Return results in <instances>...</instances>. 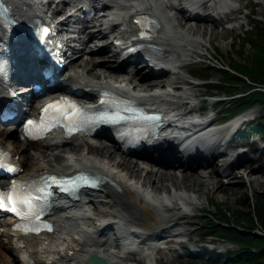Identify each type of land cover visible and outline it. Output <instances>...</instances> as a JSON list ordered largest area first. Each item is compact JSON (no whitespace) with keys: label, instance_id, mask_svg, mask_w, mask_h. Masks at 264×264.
<instances>
[{"label":"bare ground","instance_id":"6f19581e","mask_svg":"<svg viewBox=\"0 0 264 264\" xmlns=\"http://www.w3.org/2000/svg\"><path fill=\"white\" fill-rule=\"evenodd\" d=\"M40 1L42 3V0H6L10 6V14L20 18H31L43 12L48 16L65 14L72 3V0L62 1L61 6L56 4L58 6L54 8L43 9L46 6L39 5ZM104 1L105 9L110 10L109 14L98 16L91 13L84 22L85 29L76 26L70 27L71 30L68 28V40L74 38L70 48L74 52V58L59 73L62 77L67 74L61 84L62 88L74 90L79 86L86 87V95L96 94L98 89L107 88L145 107L159 111L174 110L177 115L190 113L197 106L189 104L183 109L188 100L195 99L196 90L199 89L185 75L193 74L186 59L205 47L202 40L205 35H209L207 41L210 42L219 29H224V22L234 19L241 8L249 4L244 0L225 1L229 9L222 10L220 2L223 0H181V6L186 3L187 9L180 7L172 13L168 9L171 7L169 0H138L135 3L130 0ZM260 1L264 3V0ZM114 7L120 11L116 12ZM140 12L150 13L154 20L151 40L143 45L152 55H147V59L153 60L158 67H164L159 74L146 68H139L133 73L127 72L116 61L115 54L110 53L113 46L111 36L121 37L125 31L136 34L133 30V18ZM72 18V15H67L64 18L66 23L59 22L58 26L64 27ZM103 21L108 22L106 30L115 27L111 31L112 35L109 32L104 35L106 31L99 26L89 29L90 24L93 27ZM118 25L121 26L120 29ZM237 27H240V23ZM95 40L100 42L92 46ZM100 52L104 53L96 56ZM23 70L24 73L33 74H27L28 78L36 77L32 69ZM17 76L21 78L24 74ZM153 87L158 88L157 93L149 92ZM22 90L28 91L30 87ZM2 95L0 85V96ZM33 98L31 96V104ZM253 112V108L247 109L240 119ZM16 129L14 126H0V146L18 155L17 161L21 169L17 177L29 178L46 172L66 174L75 169H84L103 175L109 182L100 185L92 194L80 193L72 204L65 205L62 201L53 199L51 212L47 216L53 223V230L48 233L19 234L20 232H14L10 228L8 218H0V264H27L24 255L31 259L30 264H85V258L90 254L98 255L110 264H129L126 259L141 260L145 256L148 264H153L152 260L172 263V245L184 247L175 236L189 235L180 226L186 224L187 218L193 216L194 209L199 207V201L195 196L187 194V191L198 194L200 189L197 184L202 183L207 187L217 182L214 173L218 171H198V168L186 165L181 166L182 171L176 170L172 166L176 162L173 158L161 161L157 167H150L144 159L128 157L99 138L80 132L69 136L52 132L38 141L28 142L23 139L20 128ZM170 135L171 130H161L153 142H171ZM9 136L13 139H9ZM205 142V138L197 135L189 139V147L202 151L197 157L191 156L192 161L207 160L206 157L207 161L212 159L209 153L213 146H205ZM225 143L232 148L236 142L229 139ZM241 147L238 156L249 151H253L255 155L234 163L225 176L240 177L238 174L241 173L248 181H255L257 177L254 171L258 166V170L263 172V164L256 167H249L247 164L258 162L259 153L253 145ZM153 148L155 158L170 153L169 147ZM236 167H239L237 171L234 169ZM247 168L249 169L245 171ZM237 180L239 184L242 182L240 178ZM7 182V179H0L3 186ZM110 224L124 227L126 238L130 241L127 246L132 248L131 252H120L113 231L111 234L102 231V227ZM19 242L20 247L17 246ZM134 249L145 250L140 253L133 251Z\"/></svg>","mask_w":264,"mask_h":264},{"label":"rangeland","instance_id":"374dc122","mask_svg":"<svg viewBox=\"0 0 264 264\" xmlns=\"http://www.w3.org/2000/svg\"><path fill=\"white\" fill-rule=\"evenodd\" d=\"M244 1H251L252 5L250 7H248V4L243 6L234 19H230L224 22V29H219V32L211 39L210 42L207 41L209 35H205L202 38L203 42H205V47H202L199 53H195L193 54V56H190V62H187V65H220V63L232 62L233 58L239 59V56L232 49V46H234L232 45L233 42L235 41V45H238L239 42L236 40V38L244 37L251 25L255 24L257 20L264 18V3H262L260 0ZM58 5L61 6V4ZM58 5H56L54 2L50 3V8H54ZM238 23H240V27H237ZM99 42L100 41L95 40L91 45L94 46V43ZM250 49V46L245 47L244 53H248L249 51H251ZM104 52H100V54L98 53L96 54V56H100ZM205 74H207V76L209 77V81H216L219 77V72L214 69H207L205 71ZM185 75H187L186 77L189 78V80L198 85L199 89L196 90V96L194 99L195 104L201 105V107H204L205 109L208 108L213 97L204 100L203 95L207 90H210L213 93L218 90L215 88L208 89L203 84V81L187 73H185ZM214 97L223 98L224 96L218 95ZM250 108H253L254 112L252 114H246L245 117H247L248 119L251 118L253 123L255 124H264V118L262 116L263 110L260 108V106L252 105L248 109ZM216 112V117H227L229 115V111L224 108L223 104L217 106ZM242 125L243 123H241L238 127L240 133H243ZM244 133L249 134L247 137L246 147L253 145L255 146L257 153H259V161H254L253 163L248 162L247 165L249 167H256L257 165L262 163L263 172H260L258 170V166L256 167L254 173L257 179L255 181H248L246 179V176L243 177V174L241 175V173L238 174L240 177L234 176L232 178L230 176L228 177L224 174L216 172L214 173V176L217 179V182L215 181L207 187H205V185L202 183L197 184L198 188L200 189L198 194L193 193L190 190L187 191V194L195 196V198L199 201V207H197V209H194L193 216L187 218V223L180 226L181 228H184L185 231L189 233V235L186 236L185 234H180L175 236V238L177 240H180L182 242V245H184L187 250H190V254L185 252L184 247H181L179 245H172V247L174 248V257L172 263H158L157 261H153V264H215L213 255L216 257L217 253L221 250L226 249V247L230 249L234 248L232 245L223 242L216 237L203 235V232L207 230V228L203 226L202 223L206 220L207 216L201 211L203 209L210 210L212 208L209 205V200L227 204L229 206H235L239 201H242V198L245 197L246 194L251 198L252 194H254L255 192H264V135L258 136L254 131H246ZM8 138L13 139L11 136H9ZM235 140L244 142L242 137H237ZM254 155L255 153L253 151L244 153L242 155V157H244L243 161L247 158V156L252 157ZM151 166L157 167L154 164ZM174 168L177 170L176 167ZM234 169L237 171L239 167H236ZM248 169L249 168H247L245 171H247ZM201 170L207 171L211 170V168L198 169V171ZM238 178L242 180L240 184L238 182L239 180H237ZM204 224L206 223L204 222ZM205 248L212 251L210 252L212 257L209 256V253L202 252ZM126 262L129 264H148V262H146L145 260V257H143L141 260L128 258L126 259Z\"/></svg>","mask_w":264,"mask_h":264},{"label":"trees","instance_id":"16d2710c","mask_svg":"<svg viewBox=\"0 0 264 264\" xmlns=\"http://www.w3.org/2000/svg\"><path fill=\"white\" fill-rule=\"evenodd\" d=\"M232 49L239 56L232 62L221 63L220 67L206 64L196 73L208 89L215 88L228 100L221 103L227 110L260 105L264 118V18L259 19L247 30L244 37H237ZM250 46L248 53L245 47ZM207 69L219 72L216 81H209ZM210 93H212L210 91ZM243 131H254L264 135V124L250 122ZM209 209L201 212L207 216L202 223L207 228L204 235L219 238L234 248L221 250L215 264H264V192L247 194L235 206L209 200Z\"/></svg>","mask_w":264,"mask_h":264},{"label":"snow or ice","instance_id":"6c2138e0","mask_svg":"<svg viewBox=\"0 0 264 264\" xmlns=\"http://www.w3.org/2000/svg\"><path fill=\"white\" fill-rule=\"evenodd\" d=\"M44 31L47 32L48 29L45 28ZM141 34H143V33H141ZM54 105H56L58 107L59 111H61V112H64L66 110L64 107L59 106L57 101H50L48 104H46L44 106V110L46 111L48 108H50V107H52ZM33 123H34V121L32 119H29L27 121V124L28 125H31ZM26 130H28V129L26 128ZM9 198L11 199V197H9ZM4 199H5L4 195L3 194H0V207L7 206V205H5L3 203ZM25 202L27 203V201H25ZM13 210L15 211L16 209L14 208Z\"/></svg>","mask_w":264,"mask_h":264},{"label":"water","instance_id":"95a60500","mask_svg":"<svg viewBox=\"0 0 264 264\" xmlns=\"http://www.w3.org/2000/svg\"><path fill=\"white\" fill-rule=\"evenodd\" d=\"M86 264H109L104 259H102L100 256L91 254L87 258Z\"/></svg>","mask_w":264,"mask_h":264}]
</instances>
